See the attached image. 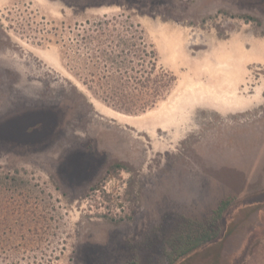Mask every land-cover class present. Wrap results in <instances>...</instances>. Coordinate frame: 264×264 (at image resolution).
<instances>
[{"label":"rangeland","instance_id":"rangeland-1","mask_svg":"<svg viewBox=\"0 0 264 264\" xmlns=\"http://www.w3.org/2000/svg\"><path fill=\"white\" fill-rule=\"evenodd\" d=\"M263 58L264 0H0V264H264Z\"/></svg>","mask_w":264,"mask_h":264},{"label":"trees","instance_id":"trees-1","mask_svg":"<svg viewBox=\"0 0 264 264\" xmlns=\"http://www.w3.org/2000/svg\"><path fill=\"white\" fill-rule=\"evenodd\" d=\"M111 21H113L112 18L110 19H98L96 20L94 23L96 24H109ZM129 26V25H128ZM139 43L140 45H142V47L144 48L143 50L141 49L142 52H139L137 49V51L139 52V54L141 55V53H143V55L145 56H149L147 60V62H149V67L150 70H154L156 67V52L153 48V44L150 42H147V40L145 39L143 33L141 32L140 36H139ZM122 42V41H121ZM137 45L136 43H128L129 46H133V45ZM143 57V56H141ZM145 57H143L144 59ZM143 62V61H142ZM140 66H143L144 63H137ZM130 69H133V66L129 67ZM161 75L162 78L160 80H158L157 78H148V77H143L140 80H135L133 81V86L137 87V86H142L143 88H146L147 85H152L153 86V90H155V92L153 94H151L150 96H148L147 98H144L143 100H140V98L136 97L134 98L133 95L128 94L126 92H122V89H125L126 86H128V82L125 83H118V86L113 87V84H110L108 82H97L98 87H100L101 89L104 88L105 94L103 97V100H113V101H118L121 102L123 104H129V105H138V107L140 106L142 109H145L151 105H153L156 102L157 99V95H158V91L159 88L161 89L162 85H167V83L172 79L171 74H169L166 71H161ZM84 83H86L89 87L90 84L83 80ZM162 82V85L160 84ZM164 82V84H163ZM116 88H118L119 93L117 94L116 90L115 93L112 92V90ZM92 89V88H91ZM228 206V201L227 200H221L218 205L216 206V208L213 209L212 211V216L210 218V226L208 228H204L203 231L198 234V236H195V238H191L188 239L186 242H184L183 244H179V246L177 247L178 250V255L182 256L185 255L191 251H193L194 249L200 247L201 245L211 241L212 239H214L217 234H218V226L216 225V221L218 219H220V217L222 216L223 211L227 208Z\"/></svg>","mask_w":264,"mask_h":264},{"label":"crops","instance_id":"crops-1","mask_svg":"<svg viewBox=\"0 0 264 264\" xmlns=\"http://www.w3.org/2000/svg\"><path fill=\"white\" fill-rule=\"evenodd\" d=\"M255 47H257V51H260L261 50V48L259 47V46H254V48L252 49L253 50V52H254V50H255ZM262 59V58H261ZM263 61H264V58H263Z\"/></svg>","mask_w":264,"mask_h":264}]
</instances>
